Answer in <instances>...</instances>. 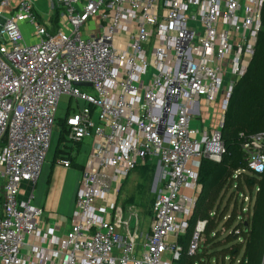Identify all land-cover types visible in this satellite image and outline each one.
Returning <instances> with one entry per match:
<instances>
[{"label": "built area", "instance_id": "obj_1", "mask_svg": "<svg viewBox=\"0 0 264 264\" xmlns=\"http://www.w3.org/2000/svg\"><path fill=\"white\" fill-rule=\"evenodd\" d=\"M52 1L64 8L67 30L36 23L29 0L7 14L0 2V264H172L199 187V159L218 160L223 149L221 117L253 53L264 0ZM94 17L98 28L90 30ZM21 21L33 24L34 41L22 42ZM60 94L75 102L64 114L65 143L90 142L69 227L57 236L56 222L39 226L32 191L17 193L19 180L38 174ZM209 105L217 123L191 125ZM240 146L246 167L261 169L264 131ZM150 161L163 171L137 241L115 196L127 173ZM202 225L197 220L189 252Z\"/></svg>", "mask_w": 264, "mask_h": 264}, {"label": "trees", "instance_id": "obj_2", "mask_svg": "<svg viewBox=\"0 0 264 264\" xmlns=\"http://www.w3.org/2000/svg\"><path fill=\"white\" fill-rule=\"evenodd\" d=\"M53 12L55 21L57 8ZM261 19L253 53L244 73L233 84L223 110L220 156L218 160L205 156L199 159V187L185 230L176 236L180 249L172 264H264V165L259 170L247 168L240 146L248 134L264 131V9ZM66 112L62 117L55 116L56 151L62 150L61 155L69 158ZM144 164L153 167L155 162ZM242 194L247 196L245 200ZM197 220H203V225L196 248L189 252L187 245Z\"/></svg>", "mask_w": 264, "mask_h": 264}, {"label": "crops", "instance_id": "obj_3", "mask_svg": "<svg viewBox=\"0 0 264 264\" xmlns=\"http://www.w3.org/2000/svg\"><path fill=\"white\" fill-rule=\"evenodd\" d=\"M17 1L18 0L5 1L4 5L1 7L3 13L7 14L9 8L16 4ZM29 1L31 2L35 22L43 25L48 32L68 29V23L66 21L63 7L56 5L52 0ZM55 8H57L56 19L55 21H52V15ZM98 23L99 22L95 17L92 18L91 22L89 23L90 30L97 29ZM20 27L23 35L22 42L29 43L36 39V33L33 24L27 21H21ZM216 109L217 108L215 106L213 107V105H209L207 107L208 113L204 116L205 124H207V126H213L217 123L218 113ZM57 134L58 124L52 125L50 134V139L52 137L51 148H49L50 146L48 144V153L46 152L35 179L33 181L28 179L19 180L17 197L24 198L31 190L33 193L32 202L34 205L38 206L41 211L38 221L39 226H44L46 222H56L57 229L55 230V234L57 236H62L69 227L74 193L85 159L83 158L82 160L76 157L77 152L79 151V148L83 142L82 138L74 145H68L66 147V153L70 156L68 160H71V163L66 166L59 163L57 159L58 157L62 156V150L56 151ZM89 142L90 138H86V145ZM74 163L79 164V166L75 165ZM159 164L160 163L158 162V176H160L161 172L163 171L162 169L159 173ZM1 184L2 178H0V196ZM144 234L145 233L141 234V232H139L137 234V241H141Z\"/></svg>", "mask_w": 264, "mask_h": 264}, {"label": "rangeland", "instance_id": "obj_4", "mask_svg": "<svg viewBox=\"0 0 264 264\" xmlns=\"http://www.w3.org/2000/svg\"><path fill=\"white\" fill-rule=\"evenodd\" d=\"M85 88L89 91L91 90L90 86H85ZM74 107L75 102L73 99H69V97L65 94H60L55 116L58 118L62 117L65 110H71ZM56 124L57 121L55 120L53 125ZM190 124L196 126L197 128L207 126V124H205V120L202 121L200 118H194V120L191 119ZM86 138L89 137H83V142L79 148V151H75L77 152L76 157L82 160L83 158H86L89 149V143L87 145L85 143ZM51 139L49 148H51ZM155 166L157 165L154 164L152 167L149 164L143 165L142 163V165L138 164L136 167L131 169L121 181L120 187L118 188L115 196V209L120 212V220H125L128 227L130 228L135 226L136 232H141V234L145 233L147 230L155 190L161 180L158 176V168ZM162 169L163 167H161L159 164V173ZM153 182L154 187L152 188ZM182 192L185 195H191L192 190L185 187L182 189Z\"/></svg>", "mask_w": 264, "mask_h": 264}, {"label": "water", "instance_id": "obj_5", "mask_svg": "<svg viewBox=\"0 0 264 264\" xmlns=\"http://www.w3.org/2000/svg\"><path fill=\"white\" fill-rule=\"evenodd\" d=\"M1 1H7V0H0V2ZM77 84H86L85 82H77ZM222 119H223V114H222V117H221V122H220V125H221V123H222ZM156 165L157 166H155L156 168H158V161L156 162ZM154 187V182L152 183V188Z\"/></svg>", "mask_w": 264, "mask_h": 264}]
</instances>
